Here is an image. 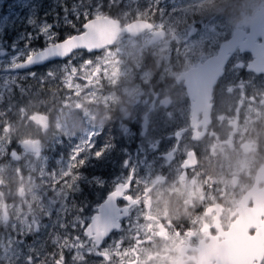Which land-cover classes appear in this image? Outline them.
Segmentation results:
<instances>
[{
    "label": "flooded vegetation",
    "instance_id": "1",
    "mask_svg": "<svg viewBox=\"0 0 264 264\" xmlns=\"http://www.w3.org/2000/svg\"><path fill=\"white\" fill-rule=\"evenodd\" d=\"M254 19L253 14L239 29L242 38L248 37ZM259 31L264 33V19ZM254 43L264 45V34ZM219 50L208 58L216 56ZM177 69L178 72L183 70L180 64ZM227 69L228 66L224 77ZM181 73L178 75L183 82L177 80L178 77L173 81L179 85L177 90L185 95L182 99L188 108V128L174 134L176 143L172 147L165 141L167 138L161 137L164 134L161 129L165 128V113L182 112V99L177 103L173 92L168 95L163 92L158 103L154 99L147 104L148 113L142 118L143 134L139 138L142 145L138 150L134 149L133 121L127 118L126 126H119L122 136L118 140V108L103 105L99 99L94 104L86 100L74 110L66 104L59 106L65 117L62 121L64 132L57 129L59 122L53 120V108L50 114L30 116V122L39 128L38 135L24 140L19 138L10 144L0 139V166L4 170L8 167L7 158L19 163L21 158L39 161L46 150L51 160L58 155L56 146L62 145L64 172L74 175L75 171L68 168L71 163L69 150L73 145L89 144L90 137L96 144L113 138L115 149L120 148L121 153L114 150L104 165L91 168L95 161L89 165L90 172L103 175L109 181L108 186L103 189L83 186L80 200L75 198L78 204L87 205L85 215L92 214L95 218L90 226L94 238L107 236L108 241L116 242L107 245V260L95 258L92 264H256L257 258L264 259V140L258 138L259 146L251 143L253 137L250 142L246 138L237 140L236 130L244 123L241 120L232 123L233 131L228 140L226 131L230 125L219 115L215 93L220 80L211 87L209 95L207 86L191 99ZM33 117H44L45 129L41 127L44 121L37 120L43 118ZM10 118L12 122L9 123L17 128L16 134L20 133L21 120ZM68 132L79 136L72 139ZM97 133L102 135H94ZM55 136L63 143H55ZM24 142L37 144L38 152H25ZM220 167L229 169L224 177L220 176ZM239 169H242L240 174H235ZM29 171L36 174L29 176ZM42 171L49 173L50 180H47L53 185L50 193L42 190V184H37L35 190L38 178L40 182L43 180L36 170H17V184L10 178L12 172L10 177L2 175L0 178V242L6 243L9 235L30 222L49 224V212L61 208L54 188L61 186L59 181L65 178L68 183L70 174L61 179L63 174H55V169ZM54 177L59 179L55 184ZM115 179L119 181L116 190L105 200ZM214 188L217 191L212 192ZM71 218L70 214L67 219ZM52 231L63 232L48 228L37 235L46 239ZM68 231L72 232L70 228ZM36 238L29 236L26 243ZM161 247H164L162 251L151 252ZM51 251L53 246L49 242L42 251V259L43 253Z\"/></svg>",
    "mask_w": 264,
    "mask_h": 264
},
{
    "label": "rangeland",
    "instance_id": "2",
    "mask_svg": "<svg viewBox=\"0 0 264 264\" xmlns=\"http://www.w3.org/2000/svg\"><path fill=\"white\" fill-rule=\"evenodd\" d=\"M103 2V12L97 18L103 17L106 15L105 12L112 10L115 14L112 17L121 22L122 28L135 20L152 21L157 30L164 31V36L160 39L162 41L156 44L158 40L154 43L156 45L148 46L152 37L151 33H145L137 38L122 35L116 44L100 54H76L73 59L45 65L38 70H35L38 68L35 66L26 71L35 70L38 74L37 78L19 81L24 88L22 92L18 88L12 87L7 80L4 81L6 85L4 87L2 83L4 74L0 73V95H2V99H0L1 141L10 144L19 138L24 140V138L38 135L40 133L39 128L30 122V116L50 114L53 108V120L59 122L57 129L64 132L62 121L65 117L62 115V111H59L60 105L66 104L74 110V107L83 104L86 100L94 104L99 99L103 105L118 108V140L122 136V130L119 126H126L127 118L133 121L134 149L138 150L142 145L139 138H142L143 134L142 118L148 113L147 104H151L154 99H157L155 103H158L163 92L166 95L173 92L174 100L177 103L180 102L185 95L183 96L182 91H178L179 85L173 81L177 77V80L182 81L178 74L189 71L196 63L205 60L220 48L216 54L218 55L221 52L222 42H228L237 30L249 22L254 12L264 6V0H161L160 7L164 8L166 13L162 18L154 6L150 11L148 10L149 0H139V7L132 0H118L117 6L112 7V9L108 7V0H103ZM43 3L44 9H47L51 0H43ZM95 3L96 0H92V4L95 5ZM85 5L88 6L87 0H85ZM20 15L18 0H0V17L14 21ZM69 18L72 19L71 16ZM48 20L51 22L53 17L49 16ZM75 22L79 25L83 21ZM3 23L4 21H0V24ZM68 30L72 31L70 28L61 29L62 32H69ZM193 30H196L198 34L187 37V33ZM7 34L9 36L14 35L11 29L8 30ZM40 45L42 42H35V46L39 47ZM249 54L248 52L245 53V59L248 63L254 60ZM83 60H91V63H82ZM230 63L227 65V75L219 78L220 81L218 80L219 83L215 89L216 100L219 111H221L219 115L223 116L225 123L227 121L230 125L226 131L228 140L233 131L232 123L241 120L244 123L236 130L239 134L237 140L246 138L250 142L251 137H253L251 143L259 146L258 138L264 140V74H255V72L247 69L233 73ZM179 64L183 70L178 72ZM49 69L53 71L54 76L52 78L46 77L45 82L41 83L40 76L48 72ZM27 72H21V75ZM174 90L176 91L174 92ZM181 101L180 110L182 112L178 114L165 113L163 118L165 128L161 129L164 130L161 137L167 138L165 141L170 143L171 147L176 143L174 134L181 129L188 128V108L185 101L183 99ZM57 103L58 106L55 108ZM87 114L89 113L87 112ZM12 116L21 120L20 133L16 134L17 128L9 123L12 122V118H10ZM151 130L154 131V128ZM67 134H70L72 139L79 136L78 133L68 132ZM227 135L225 139H227ZM54 141L59 144L63 143L56 136ZM73 144H75L74 141ZM76 145L85 151L90 147L85 142ZM52 148L55 149L54 145ZM55 152L58 155L51 160L46 155V150L44 158L39 161L21 158L19 163L7 158L8 167L4 170L0 166V178L2 175L10 177V172H12L13 175L10 178L13 183L17 184L19 182V177H15L17 170L21 168L36 170L38 176L43 180L40 182L38 178V182L34 184L35 190L37 184H42V190L50 193L53 185L48 182L50 180L48 179L49 173L45 174L42 170L55 169V174H63L61 179L67 173L64 172L65 166L61 160L62 145H57ZM115 152L120 154L121 149L116 148ZM241 170L239 169L235 174H240ZM219 171L220 176L224 177V173L228 172L229 169L220 167ZM28 173L29 176L36 174L34 171ZM72 176L70 174L68 183V178H65L59 181L61 186L54 188V195L57 196L61 208L66 206L65 200L70 191L68 186L73 183ZM26 178L31 181V178ZM58 180L54 177L53 183L55 184ZM48 183L51 184L49 188L47 187ZM214 191L217 189L214 188L212 192ZM79 195L75 197L77 200ZM68 205H71L70 200ZM163 249L164 247H161L151 252H159Z\"/></svg>",
    "mask_w": 264,
    "mask_h": 264
},
{
    "label": "snow or ice",
    "instance_id": "3",
    "mask_svg": "<svg viewBox=\"0 0 264 264\" xmlns=\"http://www.w3.org/2000/svg\"><path fill=\"white\" fill-rule=\"evenodd\" d=\"M118 0H108V7L117 6ZM139 7V0H132ZM161 0H149V11L154 6L161 14H166L165 9L160 7ZM51 0L47 9H44L43 0H18V7L21 15L14 21L6 17H0V73L4 74L2 81L7 80L12 87L24 91L19 81L28 78H37V73L27 72L21 75V70L35 66H42L55 59H64L74 54L83 55L93 53L96 49H90L77 43L70 51H63L64 45L69 42H77L81 36L88 32L91 21L102 14L104 8L103 0ZM43 10V11H42ZM175 11V9H174ZM53 20L49 22L48 17ZM72 17L70 19L69 17ZM75 21H83L79 26ZM62 28H70L71 32H62ZM11 29L14 35L9 36ZM198 34L196 30L189 31L187 37ZM35 42H42V46H35ZM239 46L240 51L232 53L229 57L230 68L233 73L248 69L249 65L245 59L246 51L250 50L258 56H264V45H256L254 37L240 38L233 41ZM7 44V47L5 45ZM23 44V47H21ZM228 49H221V56L227 55ZM82 63H91V60H83ZM66 67V66H65ZM54 73L51 69L40 76V82L44 83L45 78H52ZM2 99V95H0ZM94 135H102L97 133ZM90 147L85 151L79 145L70 148L68 164L70 170H74L73 183L69 187V194L65 200V207L53 208L48 215L49 224H41L37 221L22 225L14 235H9L7 242H0V264H92L95 258L104 261L108 259L107 245L116 243L108 241V237L94 238L91 227L94 223V216L85 215L87 205L78 204L75 197L84 191L83 186H91L103 189L108 186L109 181L103 175H97L89 171V165L95 161L104 165L109 153L115 150L113 138L105 140L102 144L92 142L89 138ZM78 161V163H77ZM66 173L65 175H69ZM112 180V187L107 191L105 200H109L116 190V184ZM123 199V198H121ZM69 200L71 205H68ZM107 207V206H105ZM74 213V214H73ZM72 215L71 220L67 217ZM54 217V218H53ZM61 229L63 232H49L46 239L40 238L37 234L42 229ZM72 232H69L68 229ZM72 233H76L73 235ZM29 236H36L31 243H26ZM53 246V251L43 253L48 243ZM119 246V245H117ZM256 264H264V259L257 258Z\"/></svg>",
    "mask_w": 264,
    "mask_h": 264
},
{
    "label": "water",
    "instance_id": "4",
    "mask_svg": "<svg viewBox=\"0 0 264 264\" xmlns=\"http://www.w3.org/2000/svg\"><path fill=\"white\" fill-rule=\"evenodd\" d=\"M254 16L255 19L252 21L253 28H251L248 37L253 36L255 41L257 37H263L264 34L259 31V28H261V25L263 24L264 8H261L259 11H257ZM254 23L257 25H255ZM152 29L153 26L145 21H135L121 29L120 23L116 20H112L109 18L97 19L91 21L88 32L81 36L77 42H69L68 44L63 46L62 50L65 52L70 51L73 47H76L78 43L87 48L96 49V51L99 52L104 47L113 45L117 40L118 36L122 33L129 34L132 37H137L143 32L150 31ZM163 35L164 33L162 31L154 33V38L151 40L150 44H154L158 40L162 39ZM240 37L242 38L241 34L239 35V33L236 32L234 33L231 40L222 46L221 49L229 50L227 55L221 56L220 52L215 57L206 60L203 64H198L195 68L190 69L189 71L182 74L181 79L185 80L187 93L191 99H193L192 97L195 94L197 95V93L200 92L202 89L204 91L207 85L209 86L208 95L210 94L211 87L214 85L216 80L222 75L223 67L227 63L230 54H232L237 48H239V46L237 44H234L233 41L240 39ZM246 52L250 53L254 59L248 64L249 67L247 70L258 74L264 73V56H258L255 53H252L250 50ZM29 69L21 71H26ZM37 120L41 121L40 119ZM22 149H24V151L28 153L38 152L37 144H32L31 142L23 143Z\"/></svg>",
    "mask_w": 264,
    "mask_h": 264
},
{
    "label": "trees",
    "instance_id": "5",
    "mask_svg": "<svg viewBox=\"0 0 264 264\" xmlns=\"http://www.w3.org/2000/svg\"><path fill=\"white\" fill-rule=\"evenodd\" d=\"M112 9V8H111ZM105 14H107L108 16L112 17L115 14H113L112 10H108L107 12H105ZM82 23V22H81ZM79 26V25H78ZM69 32H71V30H68Z\"/></svg>",
    "mask_w": 264,
    "mask_h": 264
}]
</instances>
